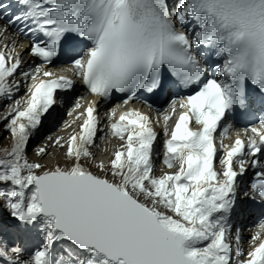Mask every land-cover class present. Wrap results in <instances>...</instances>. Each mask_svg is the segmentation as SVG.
I'll return each mask as SVG.
<instances>
[{
  "label": "snow or ice",
  "instance_id": "obj_1",
  "mask_svg": "<svg viewBox=\"0 0 264 264\" xmlns=\"http://www.w3.org/2000/svg\"><path fill=\"white\" fill-rule=\"evenodd\" d=\"M14 5L0 0V98L11 101L0 113L10 134L0 147V215L38 240L27 249L0 235V264H264V219L246 251L232 231L249 170L245 195L264 209V115L230 134L237 110L264 113V0ZM24 53L41 63L26 65ZM62 56L65 74L50 70ZM77 79L94 99L77 100L65 126L75 129L49 137L30 160L32 137ZM193 86L155 121L170 170L156 175L154 121L127 105ZM115 93L122 105L105 116L121 145L96 163L99 102ZM52 147L63 166L42 162Z\"/></svg>",
  "mask_w": 264,
  "mask_h": 264
},
{
  "label": "bare ground",
  "instance_id": "obj_2",
  "mask_svg": "<svg viewBox=\"0 0 264 264\" xmlns=\"http://www.w3.org/2000/svg\"><path fill=\"white\" fill-rule=\"evenodd\" d=\"M22 50V49H21ZM23 59H24V61H25V64H35L34 63V61L31 59V58H29L28 57V55L26 54V53H24V56H23ZM7 103V105H6V107L4 108V110L7 108V106L11 103V101L10 100H6V99H3V98H0V106L1 105H5ZM3 110V111H4ZM71 110V108H70V106H66L65 105V103H61V104H58L57 106H56V114H58V113H61L62 115H64V119H67L68 118V115H67V113H68V111H70ZM98 112H99V118H100V121H101V123H100V131L98 132V136H103L104 135V131L107 129V124L109 123V121L107 120V118H106V116H105V114H106V110H105V108L103 107V106H101V105H99V107H98ZM155 121H156V118H155V120H154V128H155V130L157 131V133H158V138H157V140H156V142H155V144H154V150H156V148H157V150H160V147H161V141H160V139L164 136L163 135V127H162V124H156L155 123ZM47 121H45L44 122V124L46 123ZM2 123H0V125H1ZM43 124V125H44ZM3 125V124H2ZM42 125V126H43ZM42 128V127H41ZM70 134V129L68 130V133L67 134H64V133H60V134H58V135H56L55 137H58V136H68ZM98 136H97V140H96V142H98ZM51 137H54V136H51ZM117 140V141H116ZM116 140H114V142H116V143H114V144H117L118 143V147H117V145L115 146L114 144V148L116 149V148H119L120 147V145H121V141H119L117 138H116ZM42 141H44L42 144H40V145H47V143H48V138H44ZM41 141V142H42ZM101 141H103V140H101ZM218 141H219V137H218ZM217 141V142H218ZM226 143H228L227 141H225ZM7 143H9V141H8V139H7ZM110 147L111 146H105L104 148H105V152H106V150H108V151H110ZM95 148V147H94ZM93 148V149H94ZM56 152H58V153H56ZM93 152L96 154V159H98L100 156H102L103 157V154L101 155V149H99V148H95V150H93ZM54 154H57V156H54V157H51L52 155H54ZM59 154H60V150H58L57 148H55V147H52L51 149H50V152H49V155L47 156V157H45L44 158V160L42 161L43 163H47L48 164V160H50V159H52L51 161L53 162L52 164L54 165L56 162H57V160L59 159L60 160V163H62L61 161H63V157H62V155H60L59 156ZM219 155V154H218ZM59 156V157H58ZM33 157V156H32ZM51 157V158H50ZM154 157H155V155H154ZM153 157V159H154V168L155 169H157L156 167H158V165H156V164H159V161H158V159L157 158H154ZM36 161H38L39 160V157L38 156H36ZM106 159V158H105ZM104 159V160H105ZM100 160V159H99ZM50 161V162H51ZM96 162V161H95ZM216 166H217V168L219 167V164H218V162H217V164H216ZM96 168V167H95ZM166 171H170L169 169H167ZM165 172V171H164ZM249 175H251L252 174V170H249ZM99 174V173H98ZM239 189H241V186H239ZM241 204H243V200H242V198H241V192L237 189V208H239V209H242L241 207ZM243 206H244V204H243ZM243 209H244V207H243ZM242 209V210H243Z\"/></svg>",
  "mask_w": 264,
  "mask_h": 264
},
{
  "label": "rangeland",
  "instance_id": "obj_3",
  "mask_svg": "<svg viewBox=\"0 0 264 264\" xmlns=\"http://www.w3.org/2000/svg\"><path fill=\"white\" fill-rule=\"evenodd\" d=\"M60 130V129H59ZM59 130H57V131H45L43 134H41V135H37L34 139H31V141H30V143H29V145H28V149H27V153H28V156H29V158H30V160H32V161H36V151H37V149L39 148V147H42V146H45V145H40V144H42L44 141H42L41 142V139H44V138H49V137H51V136H54L55 134H57L58 133V131ZM9 133L8 132H6V131H4V129H3V125L1 124L0 125V141H2V142H0V147H6L7 145H8V143H7V139H8V141H9ZM37 138H40V140H38V141H36V139ZM56 153H58V152H56ZM112 153H113V151H106V152H104L103 153V157L102 156H100V160L102 159V160H104L105 158V160H104V162L105 163H107L108 162V160L110 159V157H111V155H112ZM60 155H62V157H63V153L62 152H60V154H59V156ZM33 156V157H32ZM54 156H57V154H54V155H52L51 157H54ZM58 156V157H59ZM50 157V158H51ZM52 159H50V160H48L47 162H48V164H52L53 162L51 161ZM99 160V159H98ZM99 160V161H100ZM51 161V162H50ZM99 161H97L96 163H98ZM62 163H61V166H63V161H61ZM156 165H158V164H156ZM86 167H88L89 165L88 164H86L85 165ZM157 169H156V175H158V173H159V171L162 169L161 168V166H160V164L158 165V167H156ZM91 170L92 171H94V172H98V170L94 167V166H92L91 167ZM100 174V173H99Z\"/></svg>",
  "mask_w": 264,
  "mask_h": 264
}]
</instances>
